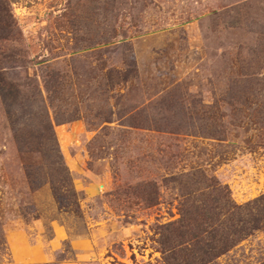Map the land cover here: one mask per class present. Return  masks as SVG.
<instances>
[{
	"label": "rangeland",
	"instance_id": "1",
	"mask_svg": "<svg viewBox=\"0 0 264 264\" xmlns=\"http://www.w3.org/2000/svg\"><path fill=\"white\" fill-rule=\"evenodd\" d=\"M9 3L0 264H166L181 175L264 193V0ZM262 262L264 229L213 264Z\"/></svg>",
	"mask_w": 264,
	"mask_h": 264
},
{
	"label": "trees",
	"instance_id": "2",
	"mask_svg": "<svg viewBox=\"0 0 264 264\" xmlns=\"http://www.w3.org/2000/svg\"><path fill=\"white\" fill-rule=\"evenodd\" d=\"M15 27L17 21L9 0H0V40L14 37ZM7 73L0 72V94L12 105L20 91L7 80ZM69 178L66 168L61 181L67 183ZM179 182L183 190L180 217L159 227V244L166 264H213L241 241L264 229V193L237 203L229 186L199 169L181 175Z\"/></svg>",
	"mask_w": 264,
	"mask_h": 264
}]
</instances>
